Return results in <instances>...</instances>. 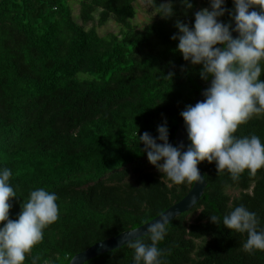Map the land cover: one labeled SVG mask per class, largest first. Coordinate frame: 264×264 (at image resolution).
I'll use <instances>...</instances> for the list:
<instances>
[{
	"label": "trees",
	"instance_id": "16d2710c",
	"mask_svg": "<svg viewBox=\"0 0 264 264\" xmlns=\"http://www.w3.org/2000/svg\"><path fill=\"white\" fill-rule=\"evenodd\" d=\"M135 1L80 0L79 25L67 0H0V167L12 170L9 183L17 194L9 219L18 217L37 187L55 192L59 208L57 221L43 230L24 264L37 257L36 264H68L95 243L152 220L192 186L147 171L138 137L144 132L157 137L166 121L175 146L180 113L206 82L199 75L202 66L191 65L178 51L175 23L192 27L195 12L209 8V0H189L192 9L181 0H155L156 6L173 4L171 18L157 15L153 0L154 17L141 29L131 25ZM224 7L219 20L231 24L232 0ZM109 20L118 32L99 35L97 27ZM253 134L264 143V112L234 133ZM197 167L207 185L158 243L164 264H264V251L243 250L246 233L222 223L243 205L264 230V168L255 175L245 170L233 181L215 162ZM228 189L238 195L231 198ZM211 215L221 219L213 224ZM139 239L150 243L147 235ZM133 256L125 243L84 264H133Z\"/></svg>",
	"mask_w": 264,
	"mask_h": 264
},
{
	"label": "clouds",
	"instance_id": "9594fccd",
	"mask_svg": "<svg viewBox=\"0 0 264 264\" xmlns=\"http://www.w3.org/2000/svg\"><path fill=\"white\" fill-rule=\"evenodd\" d=\"M232 2L234 9L229 16L235 22L234 28L219 20L225 15V0H209V8L195 12L192 27L180 20L175 23L178 33L172 39L178 40L177 49L183 59L202 66V80L211 78L210 87L202 93L204 99L180 113L190 141L187 150H183L182 143H169L166 121L157 127V137L148 132L138 137L150 164L175 185L203 183L197 167L203 161L215 162L218 172L226 169L233 181L245 170L255 175L264 168V143L260 138L254 134L234 135L238 126L264 112V80L260 79L264 71V0ZM181 4L185 9L193 7L189 0H181ZM253 6L259 11H249ZM154 10L161 18L175 14L172 3H155ZM233 31L238 38L232 37ZM172 76L169 73L166 78ZM11 176V169L0 167V264H24L26 254L43 240V230L57 221L59 208L55 192L37 187L23 201L18 217L9 219L10 201L17 197L9 183ZM209 218L213 224L221 219L216 215ZM222 223L228 230L247 234L244 251H264V230H258L255 212L240 205L224 215ZM169 224L170 219L162 214L147 226L150 243L139 238L126 242L134 249L133 264H164L158 243L164 240Z\"/></svg>",
	"mask_w": 264,
	"mask_h": 264
},
{
	"label": "water",
	"instance_id": "95a60500",
	"mask_svg": "<svg viewBox=\"0 0 264 264\" xmlns=\"http://www.w3.org/2000/svg\"><path fill=\"white\" fill-rule=\"evenodd\" d=\"M252 9L253 8H250L249 11H252ZM231 26L232 28L235 27V22L232 19H231ZM230 31H231V28H230ZM231 34L234 39L238 38V35H239L238 33L233 31L231 32ZM210 85H211V78L205 82L199 94L193 99L190 105L194 106L197 102L202 101L204 99L202 93L204 92L205 89L210 87ZM181 143L184 145L183 150H187V148L190 145V141L187 138L184 121L178 124L175 134H174L175 146H178ZM198 170L200 172V175L203 177L201 170L199 168ZM206 185L207 184H206L205 179L203 180V183L201 184H197V185L192 184L189 191L180 201L174 203L173 205L165 209L162 213L154 217L152 220L140 225L137 228L121 232L114 237H111L109 239L95 243L94 245L87 248L86 250L74 255L68 264H84L87 261L95 257H98L107 252H110V251H113V250H116L122 247L127 241H131V240L146 236L147 235L146 229H147L148 224L155 222V220H158L162 214L166 215L170 219V222H171L175 217L190 210L197 203V201L202 196L203 190L205 189Z\"/></svg>",
	"mask_w": 264,
	"mask_h": 264
},
{
	"label": "rangeland",
	"instance_id": "374dc122",
	"mask_svg": "<svg viewBox=\"0 0 264 264\" xmlns=\"http://www.w3.org/2000/svg\"><path fill=\"white\" fill-rule=\"evenodd\" d=\"M70 8H71V13H72V17L74 19V21L77 24H81L79 18H78V14H79V2L80 0H67ZM134 8L136 11V15L134 17V19L131 21V25L134 26V28L136 29H141L144 24H146L147 22H149L153 17H154V13L151 10L150 7V2L149 0H136L135 4H134ZM95 19H96V15H94ZM96 20L94 22H90L86 25H83L84 28L88 29L91 26H93V24L95 25ZM97 32L99 35H104L107 33H117L118 32V26H116L111 20H109L105 25L101 26V27H97ZM147 171L150 172H159L156 167H154L153 165L150 164V162L147 163L146 166ZM160 173V172H159ZM227 195H229L231 198L235 197L238 195V190L237 189H228L226 191ZM195 216H190L188 219H193Z\"/></svg>",
	"mask_w": 264,
	"mask_h": 264
}]
</instances>
